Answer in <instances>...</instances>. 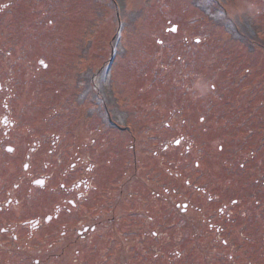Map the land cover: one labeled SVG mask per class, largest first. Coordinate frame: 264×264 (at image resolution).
<instances>
[{"label": "rangeland", "instance_id": "1", "mask_svg": "<svg viewBox=\"0 0 264 264\" xmlns=\"http://www.w3.org/2000/svg\"><path fill=\"white\" fill-rule=\"evenodd\" d=\"M0 82V264H264V0H0Z\"/></svg>", "mask_w": 264, "mask_h": 264}, {"label": "flooded vegetation", "instance_id": "2", "mask_svg": "<svg viewBox=\"0 0 264 264\" xmlns=\"http://www.w3.org/2000/svg\"><path fill=\"white\" fill-rule=\"evenodd\" d=\"M44 65L45 66H43V67L45 69H47V65L46 64H44ZM2 122L4 123L5 127H7V129L4 130V134L7 135L9 133L10 129L14 126V123L11 121L8 122L7 118H5V119L2 118ZM55 139H56V136H55ZM38 144H39L38 142H35L36 146L40 145V144L39 145ZM50 144H53V141L51 143L49 142L48 145H46V148L50 151V153L60 150V144H61L60 137H57L56 142L54 141L53 147L50 148ZM0 149L2 151V152L0 151L1 152L0 155H3V156H5V155L10 156L11 154H14V152H15L14 148L8 144L4 145L3 147L0 146ZM33 150H34L33 152L35 153L36 147ZM26 164L28 166L24 165V169L28 170L29 164L28 163H26ZM71 166H72L73 170L77 171L76 172L77 177L74 178L72 181H68V180H61L60 182L55 181V182H59V183L55 184L54 186H55V188L57 187L59 189V191L70 195V197H72V198H69L68 200L65 199L64 201H67V203L65 202V204H63V205H60V204L56 205L55 213H53V214H55V216H54V218L51 215L48 216L47 219H45L46 225H48V224L50 225L54 219H59L65 213L69 214L71 209L81 208L83 206L82 202H85L86 205H89L88 201L90 200V198H92L91 197V192H92V187H93L92 171L94 170V168H93L94 165L92 164V168H91L89 165H86L85 163L78 161L77 163L71 164ZM38 179L39 178H37V179L35 178L33 180L31 179V183L35 189H39V190H47L50 186V183L52 182L50 179L45 178V181L43 180V184L38 185L37 184ZM5 192L8 194V196H7L8 198H7V200L0 201V212H2L3 210L9 209L13 205L17 204V200H15V203H14V200L12 198L14 196L11 195V192H13V191L9 192V190H6ZM94 199H96V197H94ZM67 205H69L70 207H67ZM109 213H111V210L110 211L106 210V214H109ZM40 226L41 225H38L35 227L36 231L41 229ZM6 229L7 228H4V230H6ZM29 229L32 230L31 227H29ZM75 230H76V232H75L76 235H79V236L84 235V234H88L90 232L89 237H87V239H91L92 235H94L97 232V229L95 227L89 228L88 226H83L82 228H76ZM61 234L65 235L66 232L63 230ZM15 240H16V237H15Z\"/></svg>", "mask_w": 264, "mask_h": 264}, {"label": "water", "instance_id": "3", "mask_svg": "<svg viewBox=\"0 0 264 264\" xmlns=\"http://www.w3.org/2000/svg\"><path fill=\"white\" fill-rule=\"evenodd\" d=\"M0 89H1V83H0ZM37 183L43 184V181H38Z\"/></svg>", "mask_w": 264, "mask_h": 264}, {"label": "snow or ice", "instance_id": "4", "mask_svg": "<svg viewBox=\"0 0 264 264\" xmlns=\"http://www.w3.org/2000/svg\"><path fill=\"white\" fill-rule=\"evenodd\" d=\"M175 30H176L175 28L172 29V31H175Z\"/></svg>", "mask_w": 264, "mask_h": 264}]
</instances>
